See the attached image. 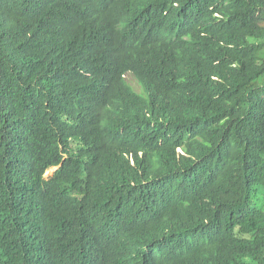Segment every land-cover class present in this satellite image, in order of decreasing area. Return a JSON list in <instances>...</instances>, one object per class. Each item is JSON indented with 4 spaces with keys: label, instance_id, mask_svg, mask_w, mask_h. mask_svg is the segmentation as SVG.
<instances>
[{
    "label": "trees",
    "instance_id": "trees-1",
    "mask_svg": "<svg viewBox=\"0 0 264 264\" xmlns=\"http://www.w3.org/2000/svg\"><path fill=\"white\" fill-rule=\"evenodd\" d=\"M262 195L264 0H0V264H264Z\"/></svg>",
    "mask_w": 264,
    "mask_h": 264
},
{
    "label": "rangeland",
    "instance_id": "rangeland-1",
    "mask_svg": "<svg viewBox=\"0 0 264 264\" xmlns=\"http://www.w3.org/2000/svg\"><path fill=\"white\" fill-rule=\"evenodd\" d=\"M126 82L134 89L135 92L142 94V87L139 85V83L137 82V80L133 77V75L128 74L126 76ZM55 172V169L50 170L47 174H46V178L52 176ZM264 196V195H262ZM264 204V200H262V205Z\"/></svg>",
    "mask_w": 264,
    "mask_h": 264
}]
</instances>
